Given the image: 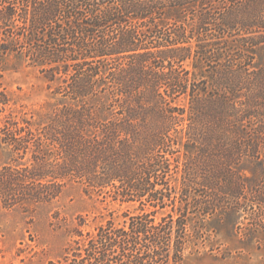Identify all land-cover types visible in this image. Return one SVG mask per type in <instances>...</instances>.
<instances>
[{"label":"trees","instance_id":"16d2710c","mask_svg":"<svg viewBox=\"0 0 264 264\" xmlns=\"http://www.w3.org/2000/svg\"><path fill=\"white\" fill-rule=\"evenodd\" d=\"M0 45L65 99L4 116L2 142L31 152L0 169L4 205L73 182L141 205L48 264H179L191 213L264 232V0H0Z\"/></svg>","mask_w":264,"mask_h":264},{"label":"rangeland","instance_id":"374dc122","mask_svg":"<svg viewBox=\"0 0 264 264\" xmlns=\"http://www.w3.org/2000/svg\"><path fill=\"white\" fill-rule=\"evenodd\" d=\"M48 85L37 66L16 52L3 53L0 45V91L9 99L6 110L0 115L1 126L4 116L13 108L20 110L22 117L34 121L36 112L46 113L60 106L65 99L54 95ZM98 114L101 118L107 116L103 110ZM1 137L0 132V169L6 164H30L31 152L14 151ZM108 189L96 191L73 182L48 202L9 207L0 198V264L62 261L67 253L73 254L81 233H94L98 225L109 219L121 224L127 219L126 214L141 212L139 202L113 199ZM143 208L151 210L146 205ZM169 209L156 212L155 220ZM190 215L197 236L191 238L192 243L183 251L179 264H264V232L257 233L256 239L244 236L247 219L227 217L223 220L213 215L201 222L198 213Z\"/></svg>","mask_w":264,"mask_h":264}]
</instances>
